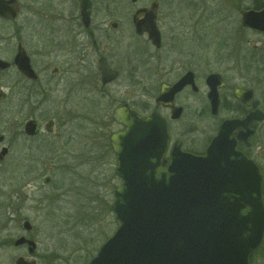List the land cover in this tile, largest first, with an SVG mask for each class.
<instances>
[{"label": "flooded vegetation", "instance_id": "obj_1", "mask_svg": "<svg viewBox=\"0 0 264 264\" xmlns=\"http://www.w3.org/2000/svg\"><path fill=\"white\" fill-rule=\"evenodd\" d=\"M172 2L173 0H0V104H5L6 125L7 101L11 103V107L17 106L21 120L19 119L15 130V138H24L27 142L40 138H60V129H63L65 123L72 121H77L78 128L82 125L86 131V126L91 122L92 90H97L107 98L111 94L108 87L119 85V88L123 87V98L109 101L114 104V108L108 120L105 117L106 125L104 124L103 130V138H106L113 155L109 138L125 130V125L114 118L115 111L122 108L141 117L156 114L164 121L169 138L163 155L165 160L174 144H178L185 152L203 155L211 139L219 133L223 122H244L249 118L237 131L240 138L247 133L244 137L246 140L240 139L236 148L254 160L252 139L264 138V93L261 98L257 93V84L264 86V82L253 83L250 76L247 78L248 67L239 72L230 69L227 74L219 71V67H208L209 63L212 66L218 64L215 54L211 57H204V54L196 56L201 65L189 62L188 58L175 60L173 65H163L162 62L169 58L159 53L167 38L170 39L171 48L176 47L173 41L183 40L181 37L186 40L194 37L196 42H200L189 30L188 24L181 25L184 31L179 35L174 26L168 25V16L172 14V8L168 5ZM184 2L186 9L190 10L193 3L190 0ZM233 6L242 30L264 36V31L241 22L243 11H259L264 8V2L255 0L248 7ZM194 20L191 25L198 26V19ZM125 41H128L129 46L135 43L130 49H126L124 46L128 45H125ZM141 45L151 49V53L145 56L151 65V86L137 75L139 65L135 60L140 59ZM19 53L23 58L17 57ZM49 55H53L57 65L46 76L44 72L49 66L44 65L43 61ZM124 57L128 67L122 74L115 61L117 58L124 60ZM18 62L21 63V69ZM11 72L16 77L7 84V76ZM209 77L212 78L208 79ZM63 79L64 90L73 104L68 107L66 114L43 117L42 106L47 96L57 91ZM178 82L183 86L174 92L171 106L165 105L169 88ZM209 84L215 88L214 108L208 97ZM160 92L163 97L158 99ZM198 95L199 101L192 116L201 125L207 117L205 121L211 124V129H197L201 138L185 140V127L188 124L185 119L188 115L186 104L191 97ZM1 114L0 112V116ZM0 138L1 164L7 159L10 149L7 138L10 137H7V131H0ZM41 147L42 143L36 147L26 145L25 158L29 160L31 154ZM46 147L53 158L57 146L47 142ZM3 149L5 152L1 155ZM255 163L261 168L259 163ZM46 177H49V184L51 178H44ZM16 247L26 248V245ZM32 259L37 264L35 255H32Z\"/></svg>", "mask_w": 264, "mask_h": 264}, {"label": "rangeland", "instance_id": "obj_2", "mask_svg": "<svg viewBox=\"0 0 264 264\" xmlns=\"http://www.w3.org/2000/svg\"><path fill=\"white\" fill-rule=\"evenodd\" d=\"M190 1L193 3L190 10L186 9L184 0H173L168 5L172 8L168 25L174 26L179 35L184 31L181 25L188 24L189 30L200 42H196L194 37V40L192 37L187 40L181 37L183 40L173 41L176 47L171 48L170 39L167 38L159 54L167 55L169 60L162 64L169 66L175 64V60L188 58L189 62L201 65L196 56L204 54V57H211L215 54L218 64L212 66L209 63L208 67H219V71L225 74L230 69L239 72L248 67L247 78L250 76L253 83L262 81L263 84L264 36L242 30L237 12L233 10L234 4L237 7H248L255 0ZM194 19H198V26L191 25L195 22ZM134 43L129 46L128 41H125L128 46L124 48L130 49ZM139 50L140 59L135 60L139 65L137 75L151 86V65L145 59L151 49L141 45ZM117 59L115 64L123 74L127 70L128 62L125 57V61ZM43 64L49 66L44 72L47 76L57 62L53 55H49L44 58ZM15 77L13 72L8 74L7 84L9 81L13 82ZM60 82L62 85L58 86L57 91L49 93L42 106L43 117L66 114L68 107L73 104L64 90V79ZM108 90L111 91V98L103 97L97 90H92L91 122L86 126V131L82 125L78 128L77 121H72L65 123L63 129H60V138H40L32 142L14 136L21 120L17 106L13 108L7 101L6 125L5 104H0V131H7V137H10L7 138V144L10 145L7 159L0 164V264H14L17 256L28 259L24 247L18 248L12 244L19 235L30 237L36 243L34 255L37 264H87L101 243L114 232L116 223L111 206L113 191L120 184V179L114 173L115 157L106 138H103V130L105 117L108 120L114 108V104L109 101L122 99L124 91L119 85L110 86ZM257 93L261 98L264 86L257 84ZM196 97H191L186 104L188 115L185 119L188 124L185 127V140L201 138L197 129H211V124L205 121L207 117L201 125L192 116L200 96ZM76 108L83 110L74 107ZM47 142L57 146L53 158L46 147ZM39 143H42V147L35 150L27 160L25 146L36 147ZM252 145V157L259 163L263 174L264 199V138H253ZM45 176H50L49 184L43 181ZM24 220L31 225L29 231L22 228ZM262 244L264 246V241ZM253 261L254 264H264L262 255L253 258Z\"/></svg>", "mask_w": 264, "mask_h": 264}, {"label": "water", "instance_id": "obj_3", "mask_svg": "<svg viewBox=\"0 0 264 264\" xmlns=\"http://www.w3.org/2000/svg\"><path fill=\"white\" fill-rule=\"evenodd\" d=\"M241 16L244 25L264 31V8ZM181 86L169 88L165 105L171 106ZM209 87L214 108L215 88ZM114 118L125 125L109 138L120 179L111 206L116 228L87 264H250L264 241V200L262 172L236 148L246 140L247 133L240 138L237 131L249 118L223 122L203 155L174 144L167 160L169 138L158 115L141 117L119 108ZM21 225L31 229L27 220ZM20 245L34 254L33 239L19 236L13 246ZM14 264L36 261L18 256Z\"/></svg>", "mask_w": 264, "mask_h": 264}, {"label": "trees", "instance_id": "obj_4", "mask_svg": "<svg viewBox=\"0 0 264 264\" xmlns=\"http://www.w3.org/2000/svg\"><path fill=\"white\" fill-rule=\"evenodd\" d=\"M264 246L263 244L258 248L256 249L250 256V264H254L253 262V258H255L256 256H261L262 255V258H264Z\"/></svg>", "mask_w": 264, "mask_h": 264}]
</instances>
